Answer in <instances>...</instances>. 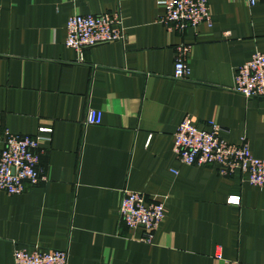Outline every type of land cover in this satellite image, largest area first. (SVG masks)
<instances>
[{"label":"crops","instance_id":"0c3cea01","mask_svg":"<svg viewBox=\"0 0 264 264\" xmlns=\"http://www.w3.org/2000/svg\"><path fill=\"white\" fill-rule=\"evenodd\" d=\"M207 1L210 24L171 31L156 0H0V141L50 128L44 179L0 190V264L34 245L67 250L70 264H264V187L172 150L190 116L264 158V97L233 90L236 67L264 53V0ZM113 12L123 41L65 45L69 16ZM179 43L191 45L186 79L173 77ZM88 108L100 124L85 123ZM124 189L163 200L151 243L120 219Z\"/></svg>","mask_w":264,"mask_h":264},{"label":"built area","instance_id":"2783aa9c","mask_svg":"<svg viewBox=\"0 0 264 264\" xmlns=\"http://www.w3.org/2000/svg\"><path fill=\"white\" fill-rule=\"evenodd\" d=\"M258 0H246L254 5ZM163 9L159 21L167 30L182 31L195 27L201 22L210 24L207 0H156ZM65 45L79 53L88 46L111 41H123L124 26L119 12L100 14H73L65 25ZM190 44L176 45L174 73L176 79H186L190 68L185 56ZM81 59V58H80ZM233 90L245 98L264 97V53L256 51L244 63L236 67ZM100 110L88 108L86 124H100ZM39 134L49 133L50 128H39ZM221 126L213 120L203 125L185 116L174 132L172 150L178 160L185 165H215L222 175L240 172L247 181L264 187V158L252 154L248 141L241 137L232 142L222 135ZM14 134L4 131L0 146V190L14 195L24 192L26 185H35L44 179L39 166L41 135ZM238 197L227 199L228 204H239ZM118 213L120 219L130 229L141 227V241L151 243L153 231L165 216L163 200H147L145 193L124 189ZM219 257V255H218ZM13 264H70L65 249H55L34 245L28 251L16 246L13 250Z\"/></svg>","mask_w":264,"mask_h":264}]
</instances>
